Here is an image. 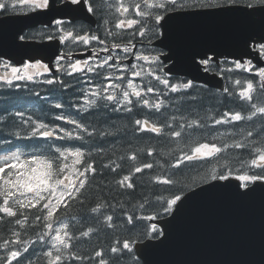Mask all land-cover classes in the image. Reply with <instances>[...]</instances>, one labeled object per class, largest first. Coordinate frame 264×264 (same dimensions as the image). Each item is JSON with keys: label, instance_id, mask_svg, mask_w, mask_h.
<instances>
[{"label": "snow or ice", "instance_id": "snow-or-ice-1", "mask_svg": "<svg viewBox=\"0 0 264 264\" xmlns=\"http://www.w3.org/2000/svg\"><path fill=\"white\" fill-rule=\"evenodd\" d=\"M201 6L245 7L254 11L257 6L264 9V0H248L243 5L238 4V0H225L224 5ZM20 7L30 12L56 10L70 16L90 15L102 24L103 35L98 34L99 28L95 32L76 29L71 19L54 15L48 22L53 34L47 39H55L69 47L83 45L84 51L91 52V58L73 60L72 52L66 51L55 59L58 53H54L51 67L40 61L23 60L22 66H14L5 59L0 83L9 86H14L15 82L42 83L51 86L49 93L62 96L70 88L75 90V86L72 80L61 76L75 79L79 75L80 83L96 80L98 83L94 85V90L80 89L85 97L83 104H69V107L75 108L77 114L99 117V121L85 123L57 114L56 120L74 126L69 131L33 121L32 116L25 119L22 111L15 113L20 118L19 126L29 129L24 137L19 132L15 133L19 139L81 143L72 147L54 143L36 145L38 152L13 150L15 146L3 149L5 154L0 156V223L13 227L9 229L11 235L0 244L4 253L0 256V264H121V261L124 264H142V250L136 247L138 238L126 239L122 243L117 240L119 246L110 247L107 255L102 248L93 249L91 253L76 249L82 243L91 244L94 238H98L101 229L115 230L118 225L129 232L142 229L144 238L160 240L165 236L164 229L156 222L150 225L142 222L157 221L182 207L183 189L178 187L180 181L175 177L184 175L186 171H199L214 162L225 161L204 174L213 186L223 183L228 187L235 181L241 196H248L257 189L264 191V67L255 73L258 83L248 82L243 86L240 80H236L235 85L242 89L239 92L223 88V93L234 95L241 107L239 110L220 112L215 105L222 101L216 98L209 104L207 97L196 93L191 80L178 83L169 80L168 75L163 73V51L152 54L153 49L145 48L148 54H143L133 43L137 37L142 47L145 40L151 45L154 39H167L161 31L162 22L167 23L166 17L170 19V13L182 10L185 7L183 3L179 0H0V14H8ZM108 14L115 15V21L104 18ZM130 29L134 31L128 32ZM18 39L26 41L23 35ZM253 39L258 44L255 50L259 57H264V35ZM129 59L134 62L125 63ZM209 62L207 56L201 58L203 65L207 66ZM233 64L237 69L254 70L251 60L247 65L239 60H234ZM52 68L61 75L53 74ZM41 75L45 78L39 81L37 78ZM146 77L149 79L143 84L133 82L137 79L144 81ZM157 84L162 87H157ZM35 95L39 97L41 93L37 91ZM54 107L62 109L65 105L55 103ZM137 107L148 109L157 118L135 119V133L153 134L151 138H159L173 147L167 151L155 148L137 150L116 160L109 155L107 159L111 162H102L97 168L96 159L103 160L108 151L106 145L115 146L117 140L124 138L120 129L109 122L123 118L117 114H131ZM97 123L106 124L114 130L98 131ZM221 128L224 130L221 131ZM86 140L93 143L85 144ZM237 150L247 151L251 158L240 160ZM111 151L115 153L116 148ZM141 151L143 155L155 157L163 163L140 161L138 152ZM125 160L134 163L127 168V174H122ZM234 163L239 167L234 168ZM165 165L174 171L156 176L153 182L166 186L165 190L171 192L172 198L156 194L154 202L148 200L149 204L154 203L155 214L139 215L146 206L143 202L126 207L120 201L112 203L103 194L84 211L83 206L88 204L90 194L101 188L105 172L117 174L115 185L121 194H131L137 189L135 174L151 172L157 166L163 169ZM77 206L83 212L78 221V234L73 230L75 216L68 215ZM30 213L33 226L43 229L37 233L36 240L23 239L22 232L18 230L28 228ZM61 213L67 219L58 215ZM37 243L43 245L39 254L35 247Z\"/></svg>", "mask_w": 264, "mask_h": 264}, {"label": "water", "instance_id": "water-1", "mask_svg": "<svg viewBox=\"0 0 264 264\" xmlns=\"http://www.w3.org/2000/svg\"><path fill=\"white\" fill-rule=\"evenodd\" d=\"M54 15L94 27L97 24L90 15L70 16L56 10L0 18V58L17 64L39 58L36 52L40 47H31L36 51L31 52V43L19 41L18 36L38 25H48ZM169 15L167 23L162 22L167 39L162 37L154 43L168 52L162 56L167 74L222 91L223 77L206 71L202 57L212 56L218 65L223 59H251L264 66L259 54L251 49L257 44L253 38L264 34V9L218 7ZM51 46L53 51L45 59L48 63L54 60V53L59 55V42ZM235 183L232 181L228 187L223 183L199 187L184 196L182 207L171 216L152 221L164 229L165 236L137 243L136 247L142 250V263L264 264V191L257 189L241 196Z\"/></svg>", "mask_w": 264, "mask_h": 264}, {"label": "trees", "instance_id": "trees-1", "mask_svg": "<svg viewBox=\"0 0 264 264\" xmlns=\"http://www.w3.org/2000/svg\"><path fill=\"white\" fill-rule=\"evenodd\" d=\"M203 4H205V0H201ZM199 3V2H198ZM216 4V3H215ZM30 11H27L25 7H20L17 10H12L8 14H22V13H28ZM3 15V14H2ZM100 26V24H99ZM2 64V61H0V65ZM231 63L228 61L223 62L222 68H221V74L225 76L226 79V85L230 89V92H233V82L235 83L236 80H240L242 83H246L249 81L255 82L253 79H250V76L245 74L243 71H234V73L230 72L228 68L230 67ZM235 74V75H234ZM169 80L172 83H178L182 81H188L187 79H182L178 77H172L168 75ZM149 78H145L144 81H141L139 79L134 80V83H140L143 84L147 81ZM73 84H76L71 78ZM98 83V81L94 80L91 82L93 86ZM153 83L156 82L153 80ZM258 82H255V84ZM38 86V83H36ZM195 85V91L198 95L205 96L208 98L209 104L212 103V101L216 100V98H219V101H222V103H216V108L220 111H227L236 109L239 110L241 105L240 103L236 102V97L234 95L228 96V94H225L221 91L208 89L205 86L202 85ZM157 87H162L157 84ZM235 90V89H234ZM67 91V90H66ZM65 91V92H66ZM71 91V88L69 89ZM35 92H37L34 88L32 91H28V89H24L21 86L20 87H9L5 90H0V155L4 154L3 149L5 148H13V150L20 149L21 151L26 152H38L39 149L36 148V145H45V144H56V145H66L68 147L72 146H79L81 143L80 141H63V140H41V139H19L15 136V133L19 132L22 137L26 136L29 129L19 126L20 125V118L15 116V113L17 111H22L25 113V119H27L28 116H32L33 121L36 122H44L50 125V127H62L66 130L71 131L73 129V125H69L65 123L64 121H58L55 119V116L57 114H63L65 116H69L73 119L83 121L85 123H92L94 121H99V117H92V116H86V114L80 113L77 114L76 109L73 107H69V104H76V99L72 96H65L60 99L54 100V101H42L41 95L37 97L35 95ZM48 94V93H47ZM44 93V96H48ZM61 96V95H58ZM227 96V98H225ZM63 103L65 105L62 109H56L54 107L55 103ZM246 107V106H245ZM121 115L123 118L121 119H115L110 121V124H114L120 129L121 135H123L122 140H117L115 146L112 144L106 145V148L108 151H106L105 156L103 160L101 158L96 159V165L97 168L100 167V164L103 163H110L111 161L107 159L109 155H111V158L113 160H116L119 156H122L124 154H131L133 151L137 150H143L146 148H155L158 151H167L173 145L167 144L165 141L160 140L159 138L153 139L151 136L153 134L148 133H135V126L133 121L135 119H156L157 116L154 114L149 113L148 109L143 108H135L134 111L131 114H117ZM259 127V125H257ZM100 129L113 131L114 129H110L108 125L103 123H97V130ZM221 131L224 129L221 128ZM62 135V133H60ZM85 144H92L93 141L86 140L84 142ZM116 148V152L112 153V148ZM240 160H248L251 157L248 155L247 151H240L237 150ZM138 156L140 161H148L152 162L153 160H156L155 157H147L143 155L142 151L138 152ZM119 162V161H118ZM157 164L163 163V161L156 160ZM225 161H220L219 164L214 162L213 164H209L206 168H201L199 171L190 170L186 171L184 175L177 176L175 179L180 181V184L178 185L179 188L183 189L182 195H185L188 191L197 188L203 184L209 183L205 179V173L211 172L212 168L218 167L220 164H223ZM132 163L131 161H123L124 169L125 171L122 174H127V168L131 167ZM239 167V164L234 163V168ZM171 171H174L170 168H168L167 165H165V168H160L157 166L154 170L151 172H147L144 174H135L134 179L137 183V189L135 192H132L131 194H121L120 191L117 190L115 185V178L117 174H109L105 172V177L102 178L103 182L101 185V188L97 191H94L89 196V202L85 206H83L84 211H87L89 207H91L96 200L99 198L101 194L104 195V197L111 201L112 203H116L117 201H120L125 204L126 207L128 206H134L140 203H145L146 206L143 210H141L138 214L139 215H146V214H155L154 211V203L149 204L148 200L155 201L156 194H161L169 199L172 198L171 192L165 190L166 186L159 185L154 183V179L156 176L159 175H167L170 174ZM255 171V170H253ZM177 189H172V191H176ZM35 210H33L34 212ZM117 213L119 214V209H117ZM31 213L29 226L27 229H18L22 232L23 239H32L36 240L37 233L43 231V229L34 227V222L31 220ZM63 219H67V217L63 216V214H58ZM69 216H75V219L72 221V224L75 225L73 228L74 231L79 233V219L80 215H83V212L81 211L80 207H74L72 211L68 214ZM163 218V217H160ZM145 225H150V221H143L142 222ZM13 227L11 225H8L7 223H0V244L4 243V239L9 237L11 235V232L9 229ZM137 239L139 242L146 240L142 234V229L137 230L136 232H129L126 228L117 226L115 230H105L101 229L98 238H94L91 242V244H80V246L76 249L77 251H83L86 253H91L93 249H104L105 254H108V249L112 246H119L116 244V241L119 240L121 243L126 239ZM37 253L39 254L41 248L43 245L41 243H37L35 245ZM4 253L2 250H0V256H3ZM35 259V257H33ZM121 264H124L123 261H121Z\"/></svg>", "mask_w": 264, "mask_h": 264}, {"label": "flooded vegetation", "instance_id": "flooded-vegetation-1", "mask_svg": "<svg viewBox=\"0 0 264 264\" xmlns=\"http://www.w3.org/2000/svg\"><path fill=\"white\" fill-rule=\"evenodd\" d=\"M248 1V0H247ZM0 17H2L1 16V14H0ZM73 25H74V27L76 28V29H80V28H84L86 31H90V27L89 26H87L86 24H84V23H82V22H73ZM102 33H103V31H101ZM128 32H130V31H128ZM53 34V31H52V29L50 28V27H41V28H39L38 29V39H40L42 42H44V41H49L48 39H47V37L49 36V35H52ZM103 35V34H102ZM125 35L127 36V33H125ZM135 39H137V42L135 43L136 44V47H137V49L140 51V52H142L143 54H148L146 51H145V48H151V49H153L154 51H153V53L152 54H156V53H159V52H161V50H157L156 48H154L153 47V42L155 41V39L153 40V42L151 43V45H149L148 44V42H147V40H145L144 41V46L142 47L141 46V44L139 43V40H140V38L139 37H137V38H135ZM66 47H68L67 48V50H71L73 53H72V56L73 55H76V54H83V53H85L86 51H84V47L85 46H82V45H79V46H71V47H69V46H66ZM257 47H258V45H257ZM87 52H89V51H87ZM86 52V53H87ZM63 53H65V51H64V45H62V52H61V54H63ZM165 54H166V52H164ZM91 58V57H90ZM263 60H264V57H261ZM57 59H59V58H57ZM210 61V60H209ZM134 61L133 60H131V59H129L128 61H126L125 63H127V64H131V63H133ZM137 63H139V62H137ZM247 63H248V61H245L243 64H245V65H247ZM254 65V64H253ZM254 69H255V67H254ZM164 71H165V65H164V67H163V73H164ZM258 70H256V72H257ZM45 75H47V74H45ZM45 75H41L40 77H38V79H39V81L42 79H44L45 78ZM59 75H61V74H59ZM44 87H46V85H44ZM77 87H82L83 89H85V90H87V89H92V86H91V84L90 83H82V85H78ZM77 95L81 98L80 99V102H82L83 103V100H84V96H83V94L81 93V91L79 92V93H77ZM43 96V95H42ZM43 99V98H42Z\"/></svg>", "mask_w": 264, "mask_h": 264}]
</instances>
